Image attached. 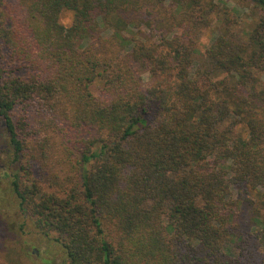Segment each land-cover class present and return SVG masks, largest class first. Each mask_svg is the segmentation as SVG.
<instances>
[{
  "label": "trees",
  "instance_id": "trees-1",
  "mask_svg": "<svg viewBox=\"0 0 264 264\" xmlns=\"http://www.w3.org/2000/svg\"><path fill=\"white\" fill-rule=\"evenodd\" d=\"M248 1L240 34L215 0H0V191L64 264H264V0Z\"/></svg>",
  "mask_w": 264,
  "mask_h": 264
},
{
  "label": "rangeland",
  "instance_id": "rangeland-1",
  "mask_svg": "<svg viewBox=\"0 0 264 264\" xmlns=\"http://www.w3.org/2000/svg\"><path fill=\"white\" fill-rule=\"evenodd\" d=\"M215 2L218 6L225 3L228 7L237 8L240 13V24L232 28L240 34H244L245 29L249 30V26L258 18V9L248 0H215ZM67 12L69 11H63L60 18ZM211 19L214 21V16ZM213 21L210 26L202 27L197 31L196 45L201 51L218 34L220 25ZM107 34H109L108 31ZM143 79L147 82L146 73L143 74ZM99 85L100 83L92 84V92L97 93ZM7 143L6 131L0 121V146L5 148L0 152V161L4 164L0 171L3 172L8 165ZM46 176L42 177L45 179ZM5 181L0 174V186L5 185ZM41 237L43 238L34 228L31 219L21 215L14 197L10 196L6 190L0 191V264H45L43 260L46 258L48 264H64L63 256L58 248Z\"/></svg>",
  "mask_w": 264,
  "mask_h": 264
},
{
  "label": "clouds",
  "instance_id": "clouds-1",
  "mask_svg": "<svg viewBox=\"0 0 264 264\" xmlns=\"http://www.w3.org/2000/svg\"><path fill=\"white\" fill-rule=\"evenodd\" d=\"M71 19H72V13L67 12V13H65V15H63L60 18V23L64 24L65 26H69L71 23Z\"/></svg>",
  "mask_w": 264,
  "mask_h": 264
},
{
  "label": "flooded vegetation",
  "instance_id": "flooded-vegetation-1",
  "mask_svg": "<svg viewBox=\"0 0 264 264\" xmlns=\"http://www.w3.org/2000/svg\"><path fill=\"white\" fill-rule=\"evenodd\" d=\"M4 146H0V152H2L4 150ZM4 167V164L3 162L0 161V168H3Z\"/></svg>",
  "mask_w": 264,
  "mask_h": 264
}]
</instances>
